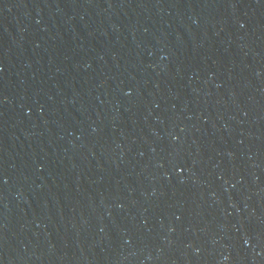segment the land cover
Instances as JSON below:
<instances>
[{"label":"water","instance_id":"1","mask_svg":"<svg viewBox=\"0 0 264 264\" xmlns=\"http://www.w3.org/2000/svg\"><path fill=\"white\" fill-rule=\"evenodd\" d=\"M0 264H264V0H0Z\"/></svg>","mask_w":264,"mask_h":264}]
</instances>
